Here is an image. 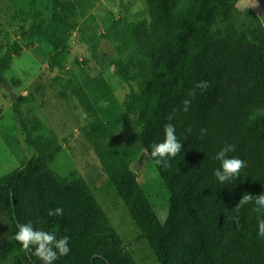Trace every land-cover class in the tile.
I'll list each match as a JSON object with an SVG mask.
<instances>
[{"label": "trees", "instance_id": "1", "mask_svg": "<svg viewBox=\"0 0 264 264\" xmlns=\"http://www.w3.org/2000/svg\"><path fill=\"white\" fill-rule=\"evenodd\" d=\"M240 0H144L147 18L129 30V39L139 43L145 60L131 74L122 64L126 80H137L140 93L139 121L147 130L145 151L164 140V125L175 126L182 143L181 152L169 158V167L154 163L166 182L171 202L165 223L160 222L151 201L131 167L123 145L112 138L113 130L127 122L134 99L125 102L126 110L111 112L113 89L104 76L80 81L74 69L65 67L70 46L50 57L51 68L61 67L55 85L66 100L74 97L88 121L82 131L117 187L142 233L150 241L161 264H264V237L258 236V221L264 210L253 211L254 202L236 211L242 195L264 193V24L252 12L241 16ZM77 7L67 0H53L52 16L76 15ZM45 23L40 17L31 27L37 32ZM128 25L124 14L109 30L122 38ZM99 25L90 15L76 36L78 43L95 39ZM102 35V34H101ZM22 47L14 42L0 55V86L5 72ZM207 81L204 90L197 83ZM3 87V86H2ZM195 91L194 96L189 93ZM184 99L191 101L183 110ZM19 95L13 109L27 142L31 132L22 117ZM106 102V106L102 105ZM173 118L169 121L168 116ZM206 130L204 133L201 130ZM66 142V139H63ZM235 145L229 157L247 161L239 178L221 184L213 172L220 168L216 154ZM61 145L33 155L24 166L0 175V259L9 264H43L26 253L13 238L18 225L31 223L35 230L52 233L57 239L67 236L70 251L53 264H136L126 244L110 225L84 182L77 187H58L31 176L28 168L38 161L53 159ZM63 209L60 216L49 210ZM239 216L240 224L233 217Z\"/></svg>", "mask_w": 264, "mask_h": 264}, {"label": "rangeland", "instance_id": "2", "mask_svg": "<svg viewBox=\"0 0 264 264\" xmlns=\"http://www.w3.org/2000/svg\"><path fill=\"white\" fill-rule=\"evenodd\" d=\"M67 1L77 7L76 15L58 18L51 15L53 0H0V55L14 42L22 47L21 54L14 56L10 69L5 72L6 84L14 89L15 99L19 95L27 98L21 105L22 117L31 132L28 143L14 112L11 95L0 86V175L24 166L33 155L40 156L52 146L61 145V151L53 159L38 161L29 167L30 175L58 187L72 188L84 182L110 225L128 244L127 250L136 264H161L83 133L82 127L88 121L83 109L74 97L66 100L56 87L54 77L62 68H51L49 63L52 55L62 51V44H68L65 67L74 69L80 81L104 76L113 89L106 119L111 118V112L126 110L125 102L130 98L135 100L127 122L117 126L111 138L129 153L139 183L158 219L165 223L171 208L168 188L145 151L147 130L139 121L140 103L135 99L140 93L138 81L126 80L122 69L125 64L131 74H136L139 64L146 58L139 43L131 41L128 33L132 25L147 18L144 0ZM257 3L258 7L244 10L239 2L237 8L241 16L252 12L264 24V0H257ZM124 14L128 25L123 37H111L109 30ZM90 15L96 17L99 32L90 42L78 43V30ZM40 17L45 18V23L39 31L31 32V25ZM259 107L264 112V99ZM11 259L4 257L0 264H9Z\"/></svg>", "mask_w": 264, "mask_h": 264}, {"label": "clouds", "instance_id": "3", "mask_svg": "<svg viewBox=\"0 0 264 264\" xmlns=\"http://www.w3.org/2000/svg\"><path fill=\"white\" fill-rule=\"evenodd\" d=\"M258 6L257 0H240V7L244 10H247L249 7L255 8ZM208 86L207 81H201L196 85V87L201 90L206 89ZM194 95L195 91L189 93V96ZM181 103L184 106L183 110L187 111L191 101L189 99H184ZM102 105L106 106V102H102ZM172 118L171 115L167 117L169 121ZM163 131L164 140L151 146L150 156L153 158L156 165L169 167V158H174L181 152L182 143L177 139L175 134L176 129L173 124H165ZM205 131L204 129L201 130L202 133ZM235 149V145H227L214 157V159L220 161V168L215 169L213 174L221 184L233 178H239L241 170L247 167L246 160L237 156L229 157L227 155L229 152L235 151ZM253 202L255 204L253 211L260 212L264 210V193L255 196L245 193L236 203V211H239L245 204ZM62 214L63 209L60 207L49 210L48 212L49 216H60ZM233 220L237 226H239V216L233 217ZM258 236L264 237V219L258 221ZM13 238L21 245L26 253L31 254L34 249L35 256L38 257L43 264H53L59 256H65L70 251L68 246L69 238L67 236L57 239L52 233L43 230H35L30 222L18 225V231Z\"/></svg>", "mask_w": 264, "mask_h": 264}, {"label": "water", "instance_id": "4", "mask_svg": "<svg viewBox=\"0 0 264 264\" xmlns=\"http://www.w3.org/2000/svg\"><path fill=\"white\" fill-rule=\"evenodd\" d=\"M2 86L10 93L11 99L14 101L16 97L14 89L11 86H8L6 83H3Z\"/></svg>", "mask_w": 264, "mask_h": 264}]
</instances>
